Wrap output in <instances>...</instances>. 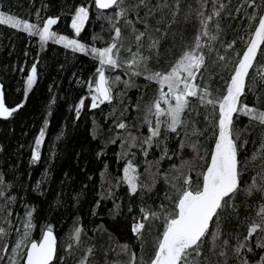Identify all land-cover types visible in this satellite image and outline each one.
Segmentation results:
<instances>
[{
  "label": "trees",
  "instance_id": "1",
  "mask_svg": "<svg viewBox=\"0 0 264 264\" xmlns=\"http://www.w3.org/2000/svg\"><path fill=\"white\" fill-rule=\"evenodd\" d=\"M137 2L124 0L121 7L128 11L118 18V9H97L94 0H0V11L30 23L42 26L47 18L59 17L52 30L67 37L76 35L71 27L76 8L87 6L89 20L77 39L88 48H102L112 42L114 30L108 17L113 22L118 20L116 26L122 30L121 67L105 69L106 75L120 76L121 80L115 84L113 101L93 109L89 84L97 78L99 61L90 52L73 51L54 41L42 46L38 36L0 25V82L5 103L10 109L23 105L12 116L0 118V227L9 229L10 242L15 236L9 227L20 226L29 212L33 224L30 239L38 241L42 232L52 227L58 237L54 264H80L82 259L87 264H131L133 254L135 264H145L162 231V206L171 209L178 199L171 186L177 183V169L187 175L189 168L195 167L190 174L196 179L204 164L199 155H207L213 147L215 121L210 124L205 120L212 108L199 104L196 98H192L191 111L183 117L186 127L172 133L162 126L161 135L152 138L151 147L143 143L150 136L145 117L155 125L147 109L158 95V85L144 75H131L125 64L131 58L128 49L137 51L133 28L148 33L140 48L143 55L151 57L148 68L167 71L182 51L194 46L196 35L204 30L198 12L203 11L206 17L219 10L220 14L208 22L210 36L201 41L205 44L206 65L197 79L216 96L226 87L239 59L236 54L242 53L251 39L258 19L250 17L264 15V0H255L254 4L252 0H179L178 6L177 0H149L147 7L136 9ZM162 3L168 7L157 11L154 5ZM149 9L154 16L148 14ZM129 20L131 24L126 23ZM213 35L215 40L211 39ZM149 36L159 40L157 49H149ZM233 41L235 45L228 48ZM220 56L226 59L221 61ZM33 64L37 79L29 90L27 77ZM257 72H264V53L258 54L242 98L250 107L264 110V80ZM81 99L84 106L79 108ZM121 122L126 124L125 129L117 127ZM239 128L241 142L247 141L240 155L246 167L242 190L235 196L234 207L220 213V239L205 240L198 264H243L245 260L248 264H264V248L257 247L264 242V232L245 239L249 225L259 219L256 212L264 200L259 192L248 196L243 191L253 178L258 184L264 183L258 175L264 169V160L251 158L260 151L264 125L241 116ZM194 129L204 134L198 135ZM42 130L40 158L33 161L35 142ZM194 143L201 149L199 155L190 147ZM129 160L137 167L139 184L144 186L135 195L122 180ZM142 208L158 212L160 219L143 221ZM138 221L145 224L140 237L132 231ZM76 228L82 229L79 242L73 239Z\"/></svg>",
  "mask_w": 264,
  "mask_h": 264
},
{
  "label": "snow or ice",
  "instance_id": "2",
  "mask_svg": "<svg viewBox=\"0 0 264 264\" xmlns=\"http://www.w3.org/2000/svg\"><path fill=\"white\" fill-rule=\"evenodd\" d=\"M95 7L101 10L118 9L115 12L116 17L123 18L128 9L122 8L121 5L124 0H94ZM149 0H138L135 8L147 7ZM255 0H252V4ZM179 0H177V6ZM252 4H249L251 7ZM157 11H162L163 8L168 7L167 3L154 5ZM223 8V5H221ZM239 11V9H237ZM155 15L152 9L149 13ZM176 13H174L175 15ZM219 10L212 15L206 16L203 11H199L198 15L203 17L201 24L203 27L202 33L196 35L194 46L182 51L175 62L167 71H153L148 68V61L150 56H145L140 52L143 47L142 41L148 36L147 31H140L133 28L136 32L135 40L137 42V51L133 52L131 48L128 49L131 53V58L125 61V64L131 69V75H144L145 79L155 82L158 85V95L156 99L148 107L147 111L155 117V125L152 121L145 117V123L149 126L150 136L144 140V144L152 145V138L161 135V127L164 126L172 133H177L178 128L185 126L186 120L183 119L186 112H190L192 108V98H196L199 104L205 107H211L212 112L205 116V120L210 124L214 120L212 135L215 137L213 147L207 155H199L201 149L198 144H191L190 147L197 152L199 159L204 161L201 166L202 170L199 172L196 179L190 174L195 172V167L189 168V174L177 169L179 175L174 179L177 183L171 186L178 194V199L175 201L171 209L164 208V223L162 231L159 233L154 253L145 264H198L197 257L202 255V246L208 237L212 241L220 239L221 232L219 230L220 213L229 207H234L233 201L235 196L242 190L243 171L246 170L245 165L240 159L241 149L243 144L247 141L241 142V130L239 128V118L241 116L249 118L250 121H256L260 125H264V110L256 107H250L242 99L246 95L250 73L255 67L258 54L264 53V15L258 17V21L252 32L251 39L247 41V47L242 53L236 55L239 59L236 62L235 68L230 75V78L225 82L226 87L219 95L213 96V93L207 88L202 87L197 83L198 77L203 75L202 69L206 65L205 44L202 43L203 37L210 36L208 22L213 19V16H218ZM139 17V13H136ZM112 23L114 35L112 42L102 48L92 47L90 50L85 48V45L80 43L77 39H70L65 35H57L52 30L53 26L58 23L59 17L47 18L42 26L36 23H30L27 20L18 19L15 15H9L4 11H0V25H7L13 29L24 31L30 36H38L42 44L49 41H54L57 44H63L66 48H71L73 51L86 52L90 51L95 59L99 61V67L96 69L97 78L90 82L89 88L94 93L91 95V108L96 109L105 102L111 103L114 99L113 89L116 83L120 82L121 77L116 76L110 78L106 76L105 69H116L121 67L120 62V41L122 39V30L116 26V22L112 21V17L107 18ZM187 19V17H185ZM251 20L256 21L255 15L250 17ZM89 20V8L87 6H80L76 8L75 15L71 21V27L74 29L76 36H79L84 29L86 22ZM131 24L132 21H126ZM148 25L145 22V29ZM159 31V29H156ZM149 45L150 50H155L159 46V40L151 38ZM212 40L216 36H211ZM242 39V38H241ZM235 41L228 44V48H232ZM221 61L225 60V56H220ZM143 65V68H141ZM257 75L264 80V72H257ZM254 79V77H251ZM37 79V68L33 64L31 74L27 77V86L30 90ZM127 84V81L125 82ZM94 84V88H93ZM16 108H9L5 105L4 93L0 90V118H8L18 110ZM84 106V100L81 99L79 108ZM79 108L77 115H79ZM163 118V119H162ZM120 129H125L126 124L121 122L117 125ZM246 130V129H244ZM198 135H203L202 131L198 129L193 130ZM44 139L43 130L40 132L36 140V151L33 154V161L39 160V147ZM132 147H135L136 138L133 137ZM115 142V141H113ZM183 147V145H182ZM146 157L148 152L143 153ZM167 155V150H165ZM260 157L264 160V140L260 143V151L252 154V159L255 160ZM170 158V157H169ZM188 163V162H185ZM176 167L175 165L173 166ZM264 179V169L258 173ZM123 182H125L130 192L135 195L138 188L144 187L139 184V173L137 167L132 160L126 163L123 168ZM0 183L3 179L0 178ZM243 191L252 196L255 192L261 194V199L264 200V183H257L253 178L252 182L243 188ZM3 195V193H0ZM11 199H15L12 197ZM143 221L150 219H160V214L156 211H150L147 208H142ZM28 220L25 225V231L22 239L16 243L15 250L21 249L26 245V251L23 253V264H54L57 259V239L53 234L52 227H48L42 237L37 241L30 239V229L33 227L31 213L28 214ZM258 220H253L249 225L248 234L245 239L252 238L258 231L264 232V203L258 206L256 212ZM145 229V224L138 221L133 225L132 231L138 237L142 235ZM81 228H76L73 239L79 242L81 235ZM5 233V229L0 227V235ZM264 241V238H262ZM224 245L228 244L227 240L223 241ZM241 248L244 245L240 246ZM257 247L264 248V242H261ZM71 246H69V249ZM127 250V246H124ZM251 251V247L248 249ZM240 248L236 249L239 253ZM91 253V249H89ZM224 255L223 252L220 253ZM136 256L132 255L131 264H135ZM264 261V257L261 258ZM13 264H20L18 260H13ZM80 264H87L86 259H82ZM243 264H248L245 260Z\"/></svg>",
  "mask_w": 264,
  "mask_h": 264
},
{
  "label": "rangeland",
  "instance_id": "3",
  "mask_svg": "<svg viewBox=\"0 0 264 264\" xmlns=\"http://www.w3.org/2000/svg\"><path fill=\"white\" fill-rule=\"evenodd\" d=\"M257 19L259 16H256ZM257 23V21H256ZM255 23V25H256ZM255 28V27H254ZM57 35H60L57 33ZM70 39H77V36L73 35L71 37H69ZM78 40V39H77ZM81 43V42H80ZM46 44H42V46H45ZM85 48L86 49H91V48H88L86 45H85ZM87 52H90V51H87ZM106 73V72H105ZM31 74V72L29 73V75ZM108 76V75H106ZM110 77V76H109ZM111 78V77H110ZM115 88V86H114ZM113 93H114V89H113ZM94 94V93H90V98H91V95ZM154 119L155 117L153 116L152 120L154 122ZM27 220H28V215L26 217V220L23 222V224H21V229L22 230H18L19 226L18 227H13V229H11V226L9 227L10 230H12V237H14L12 239V242H10V239L7 238V234L9 232V229L5 230V233L0 235V254L2 256H0V263L1 261H3V264H13V260H18L19 262H21V259L23 258V253L26 251V245H27V241L25 242V245L21 247V249L19 250H15V245L17 242H19L21 239H22V236H23V233L25 231V225L27 223ZM1 223V221H0ZM14 226V225H13ZM31 230L32 228L29 230L30 231V236H31ZM15 233V234H14Z\"/></svg>",
  "mask_w": 264,
  "mask_h": 264
},
{
  "label": "water",
  "instance_id": "4",
  "mask_svg": "<svg viewBox=\"0 0 264 264\" xmlns=\"http://www.w3.org/2000/svg\"><path fill=\"white\" fill-rule=\"evenodd\" d=\"M0 90L3 91V86H2V84H1V82H0ZM3 93H4V91H3ZM4 100H5V99H4ZM5 105H6V103H5ZM6 106H7V105H6ZM53 234H54V236H55L56 239H57V246H58V237H57L56 232L54 231V229H53Z\"/></svg>",
  "mask_w": 264,
  "mask_h": 264
},
{
  "label": "bare ground",
  "instance_id": "5",
  "mask_svg": "<svg viewBox=\"0 0 264 264\" xmlns=\"http://www.w3.org/2000/svg\"><path fill=\"white\" fill-rule=\"evenodd\" d=\"M97 67H98V66H97ZM20 103H21V102H20ZM89 103H90V102H89ZM108 119H109V118H108ZM106 120H107V119H106ZM110 126H111V125H110ZM90 134H91V133H90ZM95 139H96V138H95ZM138 146H139V145H138ZM145 166H146V165H145ZM112 193H113V192H112ZM112 193H111V194H112ZM106 201H107V200H106ZM104 205H105V204H104ZM103 215H104V214H103ZM25 220H26V219H24V221H25ZM13 222H14V221H13ZM17 223H18V222H17ZM17 223H16V224H17ZM19 224H20V221H19ZM22 224H23V223H22ZM14 226H15V225H14ZM21 226H22V225L19 226L18 230H19V229L22 230V229H21ZM12 227H13V226H12ZM32 228H33V227H32ZM12 229H13V228H12ZM20 230H19V231H20ZM45 230H46V229H45ZM45 230H44V231H45ZM44 231H43V232H44ZM43 232H42V235H43ZM14 234H15V233H14ZM42 235H41V237H42Z\"/></svg>",
  "mask_w": 264,
  "mask_h": 264
}]
</instances>
